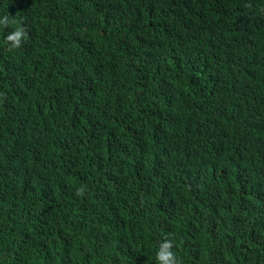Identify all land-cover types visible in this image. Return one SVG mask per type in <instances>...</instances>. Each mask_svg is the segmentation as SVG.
<instances>
[{"label": "trees", "instance_id": "trees-1", "mask_svg": "<svg viewBox=\"0 0 264 264\" xmlns=\"http://www.w3.org/2000/svg\"><path fill=\"white\" fill-rule=\"evenodd\" d=\"M4 15L0 264H156L169 234L184 264H264V0Z\"/></svg>", "mask_w": 264, "mask_h": 264}, {"label": "clouds", "instance_id": "clouds-1", "mask_svg": "<svg viewBox=\"0 0 264 264\" xmlns=\"http://www.w3.org/2000/svg\"><path fill=\"white\" fill-rule=\"evenodd\" d=\"M17 21L14 18H10L9 15L0 17V27L8 29L11 25H15ZM27 30L23 26L15 27L14 30L8 32L4 38V42L7 45V50L12 52L22 47V43L27 39ZM84 188L77 189L76 195L82 196L84 194ZM175 247L174 239L171 238V234L163 238L157 248L155 254L156 264H184L182 258H180L176 252L173 251Z\"/></svg>", "mask_w": 264, "mask_h": 264}]
</instances>
